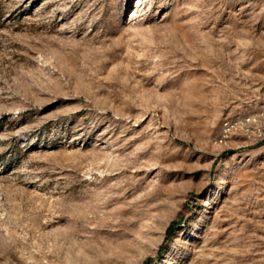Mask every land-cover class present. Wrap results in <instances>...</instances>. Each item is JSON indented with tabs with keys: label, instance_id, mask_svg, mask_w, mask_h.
I'll return each instance as SVG.
<instances>
[{
	"label": "rangeland",
	"instance_id": "obj_1",
	"mask_svg": "<svg viewBox=\"0 0 264 264\" xmlns=\"http://www.w3.org/2000/svg\"><path fill=\"white\" fill-rule=\"evenodd\" d=\"M0 264H264V0H0Z\"/></svg>",
	"mask_w": 264,
	"mask_h": 264
},
{
	"label": "trees",
	"instance_id": "obj_2",
	"mask_svg": "<svg viewBox=\"0 0 264 264\" xmlns=\"http://www.w3.org/2000/svg\"><path fill=\"white\" fill-rule=\"evenodd\" d=\"M174 226V223L172 222L170 225H169V227H168V232H170L171 231V228Z\"/></svg>",
	"mask_w": 264,
	"mask_h": 264
}]
</instances>
